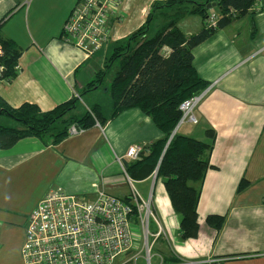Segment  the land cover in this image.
Returning a JSON list of instances; mask_svg holds the SVG:
<instances>
[{
  "label": "crops",
  "instance_id": "1",
  "mask_svg": "<svg viewBox=\"0 0 264 264\" xmlns=\"http://www.w3.org/2000/svg\"><path fill=\"white\" fill-rule=\"evenodd\" d=\"M124 1L112 40L87 57L63 38L78 0H0V20L6 17L0 35L22 50L15 76L0 81L7 103L19 107L30 102L49 111L70 100L104 65L99 55L108 54L104 63L108 49L137 31L153 5L165 0ZM178 23L187 35L206 24L199 15ZM193 54L209 86L195 109L198 122H185L177 132L213 143L198 202V236L181 239L180 216L161 179L133 180L127 174L128 148L141 144L147 150L163 136L147 114L133 108L58 143L29 136L0 150V264H24L29 215L52 189L94 198L97 183L125 198L131 195V182L146 192L151 181L157 217L151 242L160 260L155 264H264V7L252 6L248 14L218 28ZM242 180L249 184L238 191ZM210 214L224 215L222 228L207 223Z\"/></svg>",
  "mask_w": 264,
  "mask_h": 264
},
{
  "label": "trees",
  "instance_id": "2",
  "mask_svg": "<svg viewBox=\"0 0 264 264\" xmlns=\"http://www.w3.org/2000/svg\"><path fill=\"white\" fill-rule=\"evenodd\" d=\"M258 1L261 0H165L155 3L141 27L113 45L112 54L102 68L84 85V91L70 100L43 111L38 104L30 102L11 106L0 94V116L16 122L13 125L0 123V150L11 148L29 136L47 144L58 143L69 136L73 124L86 130L97 123L105 124L123 110L138 108L154 121L163 136L135 161H124L125 170L133 180L148 178L157 171L156 180L163 181L171 205L180 216L181 239L197 237L200 230L198 202L202 182L211 166L209 154L213 143L178 132L172 136L182 117L181 103L209 86L194 66L193 49L218 28H225L234 19L248 14ZM213 2L217 5L208 9L207 5ZM174 6H178L176 15L168 16L170 20L166 24L158 25L160 17L167 18L162 8ZM213 9L218 12V25L214 28L209 27L207 21ZM189 15H199L206 24L201 31L187 35L178 22ZM0 43L4 47L1 58L6 67L4 78L11 79L16 74L22 50L12 39L1 35ZM116 62L115 75L106 88L111 100L110 112L107 113L99 101L87 106L82 113L78 112L82 96L99 88ZM209 133L213 135L210 130ZM248 184L242 180L237 190H245ZM224 220V215L216 214L206 219L217 229L222 228Z\"/></svg>",
  "mask_w": 264,
  "mask_h": 264
},
{
  "label": "built area",
  "instance_id": "3",
  "mask_svg": "<svg viewBox=\"0 0 264 264\" xmlns=\"http://www.w3.org/2000/svg\"><path fill=\"white\" fill-rule=\"evenodd\" d=\"M124 0H78L64 26L63 38L92 57L112 40V25L121 19ZM262 9V0L254 5ZM218 12L213 9L209 27H217ZM4 47L0 43V81L6 67L1 62ZM194 94L179 106L185 122L197 123L196 106L205 97ZM83 130L76 124L69 136ZM146 151L141 144L131 145L125 157L135 161ZM157 176V171L153 174ZM129 182H131L128 177ZM95 197L71 194L61 187L45 195L29 215L22 246L24 264H138L141 256L151 264L153 235L150 219L157 220L152 193L148 200L131 182V195L122 198L109 193L102 184L95 183ZM138 226L143 233L138 232ZM163 230L160 228L161 234Z\"/></svg>",
  "mask_w": 264,
  "mask_h": 264
},
{
  "label": "rangeland",
  "instance_id": "4",
  "mask_svg": "<svg viewBox=\"0 0 264 264\" xmlns=\"http://www.w3.org/2000/svg\"><path fill=\"white\" fill-rule=\"evenodd\" d=\"M262 6H264V2H262ZM177 7L178 6H174L173 8H170V9H167V8H162L160 11H162L163 15L167 16V18H162L160 17L157 21L158 25H163V23L166 24L167 21H169V17L170 15L174 16L176 15V11H177ZM176 10V11H175ZM109 52L111 51V54H112V48H109L108 49ZM106 51L103 52L101 54V56L99 55V60H101V65H103V60H105L106 58ZM108 55V54H107ZM110 55V54H109ZM118 65V62H116L111 70L108 72V75L106 77V80L104 81V83H102L101 85H99L98 89H96V91H91V95H89L90 97L86 96L84 101L81 102L80 104V107L78 108V112L82 113L84 111V109L87 107V106H90L88 105V101H94L96 99H98V101L104 106V110L109 113L110 111V105H111V100L109 99V95L106 91V88H108V85L109 83L111 82V80L113 79L114 77V73L116 72V69H117V66ZM85 87V86H84ZM85 89V88H84ZM84 89L80 90L78 93L80 92H83ZM95 103V102H94ZM92 105V104H91ZM0 123H4V124H8V125H13L15 124L16 122L14 120H12L11 118H8L7 116H0ZM152 181L149 183V188H147V191L146 192H142L141 191V188H140V185H136L138 187V189L140 190L141 194H143V197H144V200H148L149 199V196L151 195V191L153 193V189H154V186L152 185ZM136 187V188H137ZM149 229L150 230H153V231H156V224H155V219L154 218H151L150 219V223H149ZM138 232L140 233H143V230L141 229L140 226H138L137 228ZM152 231V232H153ZM153 237L151 236L150 237V242L152 241ZM151 264H155V263H158L160 260L157 258L156 254H155V247H154V244H152V248H151ZM138 264H146V258L141 256L140 259L138 260Z\"/></svg>",
  "mask_w": 264,
  "mask_h": 264
},
{
  "label": "water",
  "instance_id": "5",
  "mask_svg": "<svg viewBox=\"0 0 264 264\" xmlns=\"http://www.w3.org/2000/svg\"><path fill=\"white\" fill-rule=\"evenodd\" d=\"M217 5V3L216 2H213V3H211V4H208L207 5V8L208 9H212L213 7H215Z\"/></svg>",
  "mask_w": 264,
  "mask_h": 264
}]
</instances>
